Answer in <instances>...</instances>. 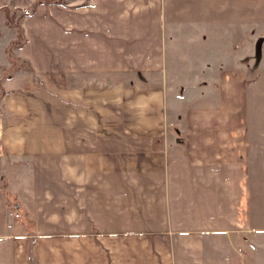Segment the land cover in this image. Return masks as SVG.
Segmentation results:
<instances>
[{
	"label": "crops",
	"instance_id": "crops-1",
	"mask_svg": "<svg viewBox=\"0 0 264 264\" xmlns=\"http://www.w3.org/2000/svg\"><path fill=\"white\" fill-rule=\"evenodd\" d=\"M22 28L0 264H264V2H40Z\"/></svg>",
	"mask_w": 264,
	"mask_h": 264
},
{
	"label": "rangeland",
	"instance_id": "rangeland-1",
	"mask_svg": "<svg viewBox=\"0 0 264 264\" xmlns=\"http://www.w3.org/2000/svg\"><path fill=\"white\" fill-rule=\"evenodd\" d=\"M87 1L88 0H45L44 3H60L68 7H75ZM261 1L264 2V0ZM29 8L31 7L12 5L0 7V97L1 93L9 84H12L14 87H23L24 80L29 76L33 79H38L37 76L33 74L27 58L23 57L20 51L25 40V34L22 28V17L29 14H24V9ZM16 78L20 79L15 81ZM241 264L247 263L244 260Z\"/></svg>",
	"mask_w": 264,
	"mask_h": 264
},
{
	"label": "trees",
	"instance_id": "trees-1",
	"mask_svg": "<svg viewBox=\"0 0 264 264\" xmlns=\"http://www.w3.org/2000/svg\"><path fill=\"white\" fill-rule=\"evenodd\" d=\"M40 2H45V0H36L35 4H34L31 8H29V9H24V14L32 12L33 9H34V6H35L37 3H40Z\"/></svg>",
	"mask_w": 264,
	"mask_h": 264
},
{
	"label": "built area",
	"instance_id": "built-area-1",
	"mask_svg": "<svg viewBox=\"0 0 264 264\" xmlns=\"http://www.w3.org/2000/svg\"><path fill=\"white\" fill-rule=\"evenodd\" d=\"M11 213V212H10ZM15 215H17V213H15Z\"/></svg>",
	"mask_w": 264,
	"mask_h": 264
}]
</instances>
